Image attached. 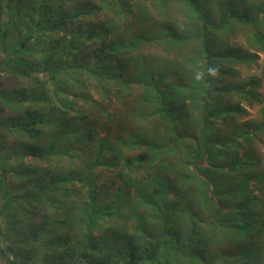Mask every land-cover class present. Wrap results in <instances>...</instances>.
<instances>
[{
	"label": "trees",
	"instance_id": "trees-1",
	"mask_svg": "<svg viewBox=\"0 0 264 264\" xmlns=\"http://www.w3.org/2000/svg\"><path fill=\"white\" fill-rule=\"evenodd\" d=\"M263 27L264 0H0V264H264V123L226 83Z\"/></svg>",
	"mask_w": 264,
	"mask_h": 264
},
{
	"label": "rangeland",
	"instance_id": "rangeland-1",
	"mask_svg": "<svg viewBox=\"0 0 264 264\" xmlns=\"http://www.w3.org/2000/svg\"><path fill=\"white\" fill-rule=\"evenodd\" d=\"M230 42L239 43L241 46L248 48L241 34L234 35L231 38ZM184 66L190 67V61L186 60L184 62ZM252 66L253 67L251 68L238 65L233 66L232 70L230 71L231 74L227 76L228 79L231 78L232 80H226V83L229 84L230 88H233L235 86L241 88L245 83H255L256 79L259 81L260 87L257 93H259L260 100L256 101V91L255 88L252 89L249 93L250 97L247 98L252 102L251 106L249 107L248 105L244 104L247 113L243 117V119L239 118V120H236L237 122L246 123L247 125H250L251 123H264V76L262 74L264 66V52H261L257 59V63L252 64ZM243 90H241V93H243ZM218 121H221L220 118L218 119ZM256 147L261 153V165H264V133L261 134V141L257 142Z\"/></svg>",
	"mask_w": 264,
	"mask_h": 264
},
{
	"label": "clouds",
	"instance_id": "clouds-1",
	"mask_svg": "<svg viewBox=\"0 0 264 264\" xmlns=\"http://www.w3.org/2000/svg\"><path fill=\"white\" fill-rule=\"evenodd\" d=\"M232 37L233 36H228V40L230 41ZM260 54L261 53L258 54V57H259ZM217 63H221L222 64V59L219 58V60L217 61ZM256 63H257V61H256ZM237 65L238 64H236V65L234 64L233 66H237ZM238 66H242V65H238ZM244 67H246V66H244ZM263 68H264V66H263ZM218 71H219L218 67H216V66H209L208 69H207V74L209 76H215ZM202 78H203V74L197 76V79L198 80L199 79H202ZM259 87H260L259 81L256 79L255 83L254 82H252V83H245L241 88H238L237 86H235L233 88L234 89H238V90L245 88V90H248V91H251L252 89L255 88V91H256V101H259L260 100V97H259V93H257L258 90H259Z\"/></svg>",
	"mask_w": 264,
	"mask_h": 264
}]
</instances>
